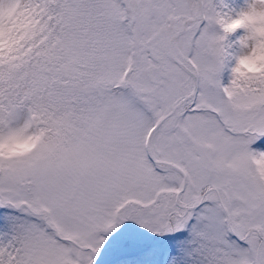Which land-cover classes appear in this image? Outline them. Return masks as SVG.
Masks as SVG:
<instances>
[{
    "label": "snow or ice",
    "instance_id": "1",
    "mask_svg": "<svg viewBox=\"0 0 264 264\" xmlns=\"http://www.w3.org/2000/svg\"><path fill=\"white\" fill-rule=\"evenodd\" d=\"M0 264H264V0H0Z\"/></svg>",
    "mask_w": 264,
    "mask_h": 264
},
{
    "label": "trees",
    "instance_id": "2",
    "mask_svg": "<svg viewBox=\"0 0 264 264\" xmlns=\"http://www.w3.org/2000/svg\"><path fill=\"white\" fill-rule=\"evenodd\" d=\"M237 3H240V4L243 3V0H237Z\"/></svg>",
    "mask_w": 264,
    "mask_h": 264
},
{
    "label": "rangeland",
    "instance_id": "3",
    "mask_svg": "<svg viewBox=\"0 0 264 264\" xmlns=\"http://www.w3.org/2000/svg\"><path fill=\"white\" fill-rule=\"evenodd\" d=\"M242 4V3H241Z\"/></svg>",
    "mask_w": 264,
    "mask_h": 264
}]
</instances>
